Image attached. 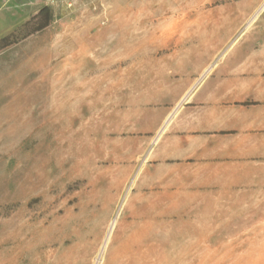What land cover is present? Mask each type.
I'll return each instance as SVG.
<instances>
[{"label": "crops", "instance_id": "crops-1", "mask_svg": "<svg viewBox=\"0 0 264 264\" xmlns=\"http://www.w3.org/2000/svg\"><path fill=\"white\" fill-rule=\"evenodd\" d=\"M148 19L107 35L95 70L102 89H128L114 107L102 92L96 140L101 167L130 183L115 227L182 233L170 251L134 248L186 264H264L248 258L264 227V0L158 2Z\"/></svg>", "mask_w": 264, "mask_h": 264}, {"label": "rangeland", "instance_id": "rangeland-1", "mask_svg": "<svg viewBox=\"0 0 264 264\" xmlns=\"http://www.w3.org/2000/svg\"><path fill=\"white\" fill-rule=\"evenodd\" d=\"M186 1L207 0H0V38L20 37L0 47V264H97L130 188L101 167L96 147L102 92L114 107L128 90L100 87L105 38L149 31L155 3ZM43 7L52 19L34 32ZM153 228L115 227L100 264H186L154 244L134 248L182 245V233ZM252 235L248 258H264V227Z\"/></svg>", "mask_w": 264, "mask_h": 264}, {"label": "trees", "instance_id": "trees-1", "mask_svg": "<svg viewBox=\"0 0 264 264\" xmlns=\"http://www.w3.org/2000/svg\"><path fill=\"white\" fill-rule=\"evenodd\" d=\"M50 11H51V9L49 7H43L34 16V19H36V20L40 19L41 20L38 23L37 27L34 29V32L40 31V30L46 28L50 24V21L52 19V15H51ZM19 40H20V37L17 36L15 33L3 36L0 38V47L1 48L9 47V46L19 42Z\"/></svg>", "mask_w": 264, "mask_h": 264}, {"label": "bare ground", "instance_id": "bare-ground-1", "mask_svg": "<svg viewBox=\"0 0 264 264\" xmlns=\"http://www.w3.org/2000/svg\"><path fill=\"white\" fill-rule=\"evenodd\" d=\"M117 215V214H116ZM115 224H116V218H114L110 224V227L108 228V232L106 234V237H105V240H104V243L102 245V248H101V251H100V256L97 257V264H100L101 262V255H102V252L104 251L105 247L108 245V242L110 241L111 239V236H112V233H113V230L115 228ZM14 240V239H13Z\"/></svg>", "mask_w": 264, "mask_h": 264}]
</instances>
